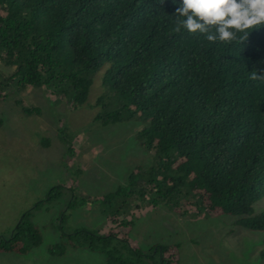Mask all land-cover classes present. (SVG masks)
Wrapping results in <instances>:
<instances>
[{"label":"trees","instance_id":"trees-1","mask_svg":"<svg viewBox=\"0 0 264 264\" xmlns=\"http://www.w3.org/2000/svg\"><path fill=\"white\" fill-rule=\"evenodd\" d=\"M176 8L173 0H0V61L14 68L0 81V101L13 87H38L81 106L101 73L110 97L97 99L105 112L95 121L145 123L137 139L156 155L153 167L136 166L126 185L96 198L111 208L107 231L61 229L66 243L52 255L67 245L104 264H180L177 244L143 253L129 239L134 212L150 207L181 218L231 215L234 226L264 233V210L254 209L264 198V28L246 41L208 42L176 31ZM41 243L27 211L0 236V253L26 255Z\"/></svg>","mask_w":264,"mask_h":264},{"label":"rangeland","instance_id":"rangeland-1","mask_svg":"<svg viewBox=\"0 0 264 264\" xmlns=\"http://www.w3.org/2000/svg\"><path fill=\"white\" fill-rule=\"evenodd\" d=\"M13 71L0 61V81ZM51 92L13 87L0 101V236L7 237L30 211L42 237L26 255L0 253V264H104L102 255L87 249L66 245L63 255H52L50 249L66 243L63 231H107L111 208L96 198L126 185L136 166L153 167L156 155L137 139L145 123L126 120L103 126L95 121L105 112L97 99L110 97L101 73L93 76L81 106L74 107L72 96L61 98ZM25 108L37 112L28 115ZM55 186L64 187L61 196L44 201ZM254 209L256 214L264 210V198ZM134 215L129 239L143 253L155 245L177 244L180 264H264L260 257L264 233L234 226L235 216L201 213L181 218L168 207H150Z\"/></svg>","mask_w":264,"mask_h":264},{"label":"clouds","instance_id":"clouds-1","mask_svg":"<svg viewBox=\"0 0 264 264\" xmlns=\"http://www.w3.org/2000/svg\"><path fill=\"white\" fill-rule=\"evenodd\" d=\"M176 31L200 34L208 42L246 41L264 28V0H173ZM258 77H253L256 79Z\"/></svg>","mask_w":264,"mask_h":264}]
</instances>
